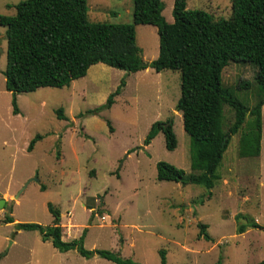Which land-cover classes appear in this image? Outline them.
<instances>
[{
	"label": "rangeland",
	"instance_id": "obj_1",
	"mask_svg": "<svg viewBox=\"0 0 264 264\" xmlns=\"http://www.w3.org/2000/svg\"><path fill=\"white\" fill-rule=\"evenodd\" d=\"M22 1L0 0V15L14 16ZM163 2V15L173 23L175 0ZM88 6L92 22L133 24V0H88ZM187 6L216 19L232 13V0H187ZM136 40L145 63L158 58L156 27L136 26ZM7 46L6 28L0 27V199L7 201L0 210L1 264H30L33 252L41 255L35 264H114L99 256L84 259L74 251L71 261L58 259L51 255L53 247H32L42 242L38 232L21 231L10 247L16 228L5 218L52 226L49 203L61 213L64 241L80 239L87 230V250L109 251L141 264H162V250L167 264L264 261V107L261 156L241 158L242 133L233 136L219 169L222 179L209 198L205 187L158 180L159 162L191 172V139L177 110L180 72L149 68L127 75L98 64L70 87L17 95L15 115L13 95L5 89ZM257 71L251 64L232 62L223 70L222 83L253 107L260 98ZM123 78L127 85L113 107L88 114L106 103ZM59 109L65 120L59 119ZM225 113L228 127L234 114L229 108ZM169 120L177 148H166L162 132L146 145L153 124ZM38 135L43 139L28 152ZM240 214L247 219L238 221ZM250 221L260 228L239 234L238 227ZM200 224L207 226L211 241L201 236Z\"/></svg>",
	"mask_w": 264,
	"mask_h": 264
},
{
	"label": "trees",
	"instance_id": "obj_2",
	"mask_svg": "<svg viewBox=\"0 0 264 264\" xmlns=\"http://www.w3.org/2000/svg\"><path fill=\"white\" fill-rule=\"evenodd\" d=\"M133 24L92 22L88 0H25L16 7L14 16L0 15V27L6 28L7 67L5 89L13 95V113L19 114L17 95L41 88L62 89L86 77L92 66L104 64L135 74L149 68L157 73L171 70L182 77L181 97L177 110L183 115V126L191 139V172L165 162L157 164L159 181L198 185L210 191L209 198L222 176V167L233 136L242 133L241 158H259L263 139L264 107V0H232V13L227 19H216L203 10L188 9L187 0H175L174 22L163 15V0H133ZM154 26L159 35V56L145 63L137 45L136 26ZM232 62L257 68L255 82L260 98L253 107L240 101L222 83L223 70ZM127 85L123 78L103 106L88 114L109 110ZM250 86L245 84V87ZM226 108L234 114L227 127ZM58 110L60 120H65ZM165 136L166 148L174 151L178 141L173 121L153 124L147 139L149 145L158 134ZM41 135L29 144L33 152ZM52 226L20 223L17 230L38 232L42 241L51 242L60 253L77 251L86 259L99 256L114 264H141L105 250H87L83 231L80 239H63L61 213L48 204ZM94 217V213L92 212ZM247 219L237 215V220ZM14 223L11 216L5 224ZM201 236L208 241L207 226L200 224ZM260 228L250 221L238 227L243 234ZM162 264H167L166 251H161ZM3 255H0V260ZM217 264H222L221 260ZM259 264H264L262 261Z\"/></svg>",
	"mask_w": 264,
	"mask_h": 264
},
{
	"label": "crops",
	"instance_id": "obj_3",
	"mask_svg": "<svg viewBox=\"0 0 264 264\" xmlns=\"http://www.w3.org/2000/svg\"><path fill=\"white\" fill-rule=\"evenodd\" d=\"M14 214V213H13ZM11 217H13V219H14V223H11V224H7V225H13V226H16L17 224H20L19 222V220L18 219H16L15 218V216L13 215V216H11ZM63 222V221H62ZM62 226H63V224H62ZM21 231H24V230H17L16 229V232H15V236L13 237V240H12V242H11V245H10V247H12L13 245H16V243L18 242L17 241V239H18V237L20 236V234H21ZM26 232H29V231H26ZM6 239V241L7 240H9V238H5ZM42 241V240H41ZM43 242V243H42ZM41 243H38V244H36V246L35 245H33L32 247H45V248H48V247H53L54 248V246L52 245V243L51 242H44V241H42ZM31 247V246H30ZM49 251V250H48ZM59 252L57 249H52L50 252L52 253L51 255H55L58 259H61L62 257H65L66 258V260L67 261H71V259H72V257H71V253L70 252H73V251H69V252H67V253H57V252ZM74 252H76L78 255H79V253L77 252V251H74ZM40 256L41 255H37V253L36 252H33L32 253V257H31V260H30V264H35V263H38L39 262V259H40ZM80 256V255H79ZM80 257H82V256H80ZM96 257V256H95ZM95 257H93V258H95ZM83 258V257H82ZM5 258H2L1 260H0V264L2 263V261L4 260ZM85 259V258H84ZM89 260H91V259H89Z\"/></svg>",
	"mask_w": 264,
	"mask_h": 264
},
{
	"label": "water",
	"instance_id": "obj_4",
	"mask_svg": "<svg viewBox=\"0 0 264 264\" xmlns=\"http://www.w3.org/2000/svg\"><path fill=\"white\" fill-rule=\"evenodd\" d=\"M7 201L5 199H0V210H4L6 207Z\"/></svg>",
	"mask_w": 264,
	"mask_h": 264
}]
</instances>
